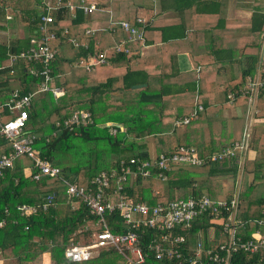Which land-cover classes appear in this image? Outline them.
<instances>
[{
  "label": "trees",
  "instance_id": "1",
  "mask_svg": "<svg viewBox=\"0 0 264 264\" xmlns=\"http://www.w3.org/2000/svg\"><path fill=\"white\" fill-rule=\"evenodd\" d=\"M45 1L48 0H0V21L6 20L8 16L12 17L8 19V26L0 25V30L12 31L8 41L0 43V88L5 86L8 89V100L14 88H9L11 83L19 88L20 95H25L43 80L42 76L36 77L31 73L32 69L41 71V63L23 61L12 68L4 63L10 54L28 49L31 39L40 34L39 6ZM63 1L66 5L69 0ZM72 1L73 9L64 6L54 14L55 22L49 27L50 33L55 34L50 44L54 52L51 86H63L65 94L56 99L52 92H46L34 100L28 109L29 119L25 127L26 135L35 134L40 137L35 144L39 155L53 162L68 179L79 185L89 186L92 179L101 172L119 173L123 162L129 163L131 159L142 163L156 161L161 154L170 156L181 146L194 148L199 159H209L244 138L253 95L255 119L264 116V85L258 90L251 87L252 81L261 78L264 80V58L261 70L263 74L259 75L257 72L264 42V25L259 29L253 28L248 34V40H245L249 50L246 55L249 65L242 68L235 78L222 83L219 91H211L216 94L214 99L218 100L209 102L204 99L203 93L206 91L201 85L202 77L196 73L181 74L178 70L177 52L171 51L175 47H180L183 51L189 50L192 45L190 41H169L166 37L162 40L150 38L152 33L157 32L162 21L148 25L140 18L144 23H137L139 17L134 9V1L85 0L84 4L80 0ZM94 1L97 9L86 14L84 7ZM122 21L142 26L144 39H134L124 31L120 27ZM87 30L93 34L87 35ZM74 38L79 40L81 47L76 52L67 54L66 48L71 50ZM184 38H188L187 35ZM84 44L88 46L87 50ZM118 45H124L129 52L118 53ZM144 45L156 46V53L142 56ZM99 53L105 54L106 64L89 71L77 63L89 54ZM138 85L145 86L134 88ZM186 97L193 101L190 104L175 105L177 98L188 99ZM200 106L202 110H199ZM228 107H241L243 111L240 117L232 119L233 130L230 137H227V143L219 147L217 144L220 141L213 137L209 143H198L196 139H191L189 131L200 121L205 120L210 125L209 116L214 118ZM182 108H185L184 112ZM84 109L91 113L94 125L77 132L62 130L54 135L56 129L53 121L57 118L66 119L75 111ZM195 111L199 114L197 119L179 126L177 135V117L181 114L187 117ZM53 116L56 118L52 120ZM107 124L119 125L124 130L119 128L116 135H110ZM169 128L172 132L166 130ZM210 131L213 135L218 134L219 123H212ZM263 132L264 123L253 121L249 149L259 152L260 158L247 160L244 168L246 178L254 172V180L249 187L252 188V194L258 189L259 192L263 191L264 188L262 180L258 181L264 175ZM77 139L92 142L93 150L96 151L93 160L77 163L72 159L70 154L75 147L73 140ZM151 143L155 149L153 151ZM90 150L84 149L80 153L77 150L76 154L85 159L86 152L91 155ZM11 152V143L0 135V155ZM245 153L238 151L233 158L210 161L199 167L189 163H170V169L165 172L166 180L159 177L162 171L158 164H154L149 167L150 177L140 176L124 182L123 191L112 194L111 200L117 202L122 195H129L135 202H147L154 207L159 204L167 206L189 197L230 199L236 191H224L223 182L237 179ZM24 160L28 159H18L12 168L5 171L0 181V221H5V225L0 228V257L5 260L4 264H126L115 250L107 249L101 250L98 257L87 262L74 263L67 259L65 250L68 245L89 243L92 234L101 232L103 227L96 225V219L84 204L79 208L73 207V200L66 194V187L59 183L61 181L51 180L46 176L38 181L33 180L32 175L25 172ZM60 164L62 166H58ZM254 164L257 169L252 170ZM117 179L118 174L111 182V193L117 189ZM50 193L56 194L55 208L37 215L21 216L19 205L41 204ZM246 202L245 188L241 189L235 215L241 221L236 227V234L245 239L256 231L264 234L260 230L264 226L259 225L264 220V197L253 198L251 208H248ZM227 216L228 213L224 212L215 220L212 215L205 214L196 217L190 228H176L173 234L184 235L186 239L182 245L184 255L192 252L199 236L206 249H215L225 243L228 236L223 232L220 219L224 220ZM107 224L114 233L126 231L119 213L107 215ZM26 226L28 230L25 229ZM232 264H264V252L236 254Z\"/></svg>",
  "mask_w": 264,
  "mask_h": 264
},
{
  "label": "built area",
  "instance_id": "2",
  "mask_svg": "<svg viewBox=\"0 0 264 264\" xmlns=\"http://www.w3.org/2000/svg\"><path fill=\"white\" fill-rule=\"evenodd\" d=\"M111 1V0H109ZM82 4L85 0H80ZM63 0L53 2L45 1L39 6L40 10V34L31 39V45L28 49L19 53L9 55L8 67L12 68L20 62L41 63L43 69L37 71L31 70L34 76H42L43 80L36 85L34 91L25 95H20L18 90H13L8 102L0 104V135L4 136L10 143L12 152L10 154L0 155V181L7 169L14 166L20 158L30 160V172L32 179L40 180L42 177H48L51 180H59L66 187V194L73 200V207L79 208L84 204L90 214L96 219V225L102 226L103 230L99 233L92 234V240L89 243L78 244L71 243L65 250L66 257L74 263H83L95 259L99 256L101 250H115L125 261L126 264H232L234 255L239 253H259L264 252V234L256 231L250 238H243L236 234V227L241 221L237 220L235 215L239 205L240 191H236L230 199L213 200L208 196L200 199L189 197L185 200L171 202L169 205L150 206L147 202H135L129 195H122L120 200L113 202L112 194H119L123 191V183L134 178L142 176L148 178L151 175V167L158 164L162 173L159 177L167 179L165 172L169 170V164L173 162L189 163L194 167L202 166L210 161L233 158L237 152H246L250 148L251 125L252 120L248 123L245 130L244 138L236 141L233 146L223 149L221 152L214 154L209 159H199L196 156L194 148L181 146L177 152L166 156L161 154L159 159L140 162L131 159L129 163H121L119 173L114 171L109 174L101 172L94 177L89 186L79 185L74 180L63 176L62 170L53 162L42 158L35 148V144L40 137L35 134H25V127L29 119L28 109L40 94L52 92L56 99L62 98L65 94L63 86H51L52 68L51 64L54 59V52L51 48L54 33H50V25L55 22L54 14L59 10L66 8L73 9L74 3L69 0L66 5ZM97 9V3L94 1L84 7L86 14H91ZM8 16L7 19H11ZM137 23H144L138 19ZM120 27L130 33L134 39H144V28L142 26H133L127 21H122ZM87 35L93 34L87 30ZM71 52L74 53L80 49L81 45L77 38L71 42ZM85 50L88 49L86 44L83 45ZM118 53H128L129 50L124 45H118ZM83 65L87 70H93L99 65L107 63L105 54H89L85 59L77 62ZM13 73V71H11ZM264 85V80L257 79L252 81L251 87L258 90ZM255 95L251 97V101ZM197 118V113L189 117L179 119L176 126L188 124ZM54 135L62 130L77 132L83 128L94 125L92 115L87 110L75 111L66 119H56ZM110 135H116L118 129L124 130L119 125L107 124ZM118 174L117 189L110 191L111 182ZM55 193L47 194L42 203L38 205L22 204L18 206L21 216L37 215L40 212H47L55 208ZM228 213L226 219H220L223 232L228 236L225 243H222L215 249L204 247L202 239L198 241L190 254L184 255L182 245L186 242L184 235H174L176 228L184 226L190 228L192 221L205 214H210L218 220L221 213ZM119 213L124 221L125 232L114 233L107 224V215ZM17 223V222H16ZM5 225V221H0V228ZM28 230V226L25 228Z\"/></svg>",
  "mask_w": 264,
  "mask_h": 264
},
{
  "label": "crops",
  "instance_id": "3",
  "mask_svg": "<svg viewBox=\"0 0 264 264\" xmlns=\"http://www.w3.org/2000/svg\"><path fill=\"white\" fill-rule=\"evenodd\" d=\"M131 1H134V9H136L137 17L142 18L148 25L152 22L162 21L157 32L152 33L150 38L162 40L163 37H166L169 41L188 40L192 43L189 50L183 51L179 49L180 47H175L173 48L174 50L172 49L171 51H173V53L177 52L178 70L181 74L196 73L202 77L201 85L206 91L203 93L204 99L209 102L213 100L217 102L218 100V98L214 99L216 98V94L211 91H219L222 88V83L235 78L242 68H246L249 65V61L246 58V55L249 54V50L245 40H248V34L253 28L259 29V27L264 25V0ZM183 33H185L188 38H184L186 35L184 36ZM254 40H256V38H254ZM66 50L67 54H71V50H68V47ZM260 51L261 59L259 67L257 68L259 75L263 74L261 70H263L264 42ZM155 53L156 46L154 45H144L142 48V56H151ZM217 61L219 63H217ZM6 63L7 65H5ZM4 65L8 67V60ZM33 88L34 91L36 85ZM18 89L19 88L15 87L12 91ZM41 95L42 94L38 96ZM9 100L8 97L6 99H0V104L8 102ZM192 101L193 100L189 98L183 100L177 98L175 105L190 104ZM254 106L255 99L249 104L248 115L250 117L248 118V123L251 120L252 123L255 120L259 123H264V116L255 119ZM184 109L182 108L183 112L185 111ZM199 110H202V106L199 107ZM242 111L241 107H228L220 111L214 118L210 117V115L208 119L211 121V124L216 122L219 123V133L213 135L210 131L211 124L209 125L207 121L202 120L194 129L189 131L191 139H196L198 143H209L213 137L220 141L217 144L219 147L220 145H224L228 142L227 137H230L233 130L232 119L240 117ZM195 112L198 117V112ZM182 117L184 116L181 114L177 119H183ZM246 128H248V124ZM176 133L179 135V126H176ZM150 146L151 151L155 150L152 143ZM243 156L237 179L234 181H224V191L234 189V192L238 190L241 192V189L244 190L246 188L248 201L246 203L248 208H251L250 206L253 198L260 196L261 198L264 197V188L263 191L260 190L259 192L258 189L252 194V188L249 187L254 180V172H251L248 178H246L244 168L247 160H252L256 157L260 158V153L248 149ZM23 163L25 164V172L29 175L31 162L24 160ZM251 168L255 170L257 166L254 164ZM260 180H262V184H264V175L262 178H258V181ZM262 213H264V210ZM259 225L264 226V220H261ZM260 230L264 233V229L260 228ZM4 262L5 260L3 257H0V264H4Z\"/></svg>",
  "mask_w": 264,
  "mask_h": 264
},
{
  "label": "rangeland",
  "instance_id": "4",
  "mask_svg": "<svg viewBox=\"0 0 264 264\" xmlns=\"http://www.w3.org/2000/svg\"><path fill=\"white\" fill-rule=\"evenodd\" d=\"M7 15H10V14H7ZM0 25L2 26H8V19L6 17V20L2 19L0 21ZM10 32H12L10 29L6 32V31H3V30H0V43L1 42H7L8 39H9V34ZM72 54V53H71ZM144 56V55H143ZM7 65V63L5 64ZM15 88L16 85H14V83L10 84L9 88L10 87H13ZM13 89V88H12ZM9 93H8V89L4 86V87H1L0 88V99H6L8 97ZM40 96H38L36 99H38ZM86 110V109H84ZM56 116H53L52 117V120L55 119ZM196 120V119H195ZM194 121V120H193ZM168 132H172V129L169 128V129H166ZM73 143L75 145V147L73 148L72 152L70 155H72V159H74L77 163H79L80 161L84 162L86 160V162H88L89 160H93L94 156H95V150H93V144L92 142L90 143H87L85 141H83L82 139H77V140H73ZM84 149H91L89 152L91 155H89L88 152L85 153V159L81 156V155H77L76 152L77 150H79V153L82 152ZM155 154L153 153L152 156H154ZM60 162H63V161H60ZM59 164V163H58ZM64 164V162H63ZM58 166H62V164L58 165ZM59 182V181H57ZM61 185L62 183L59 182Z\"/></svg>",
  "mask_w": 264,
  "mask_h": 264
},
{
  "label": "water",
  "instance_id": "5",
  "mask_svg": "<svg viewBox=\"0 0 264 264\" xmlns=\"http://www.w3.org/2000/svg\"><path fill=\"white\" fill-rule=\"evenodd\" d=\"M143 86H145V85L134 86V88H141V87H143Z\"/></svg>",
  "mask_w": 264,
  "mask_h": 264
}]
</instances>
